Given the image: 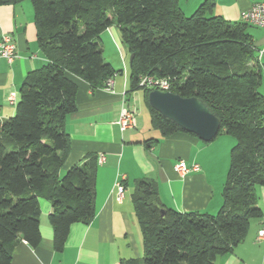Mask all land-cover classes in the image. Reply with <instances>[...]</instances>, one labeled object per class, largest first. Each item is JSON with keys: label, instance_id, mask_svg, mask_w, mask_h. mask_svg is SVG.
I'll return each mask as SVG.
<instances>
[{"label": "trees", "instance_id": "16d2710c", "mask_svg": "<svg viewBox=\"0 0 264 264\" xmlns=\"http://www.w3.org/2000/svg\"><path fill=\"white\" fill-rule=\"evenodd\" d=\"M29 1L46 63L21 85L15 115L0 120V264H11L22 240L33 248L40 244V199L51 205L57 252L72 225L95 216L98 156L62 173L70 152L65 120L77 110L73 77L95 90L118 73L105 62L100 44L113 24L134 55L129 93L143 91L154 130L162 137L197 138L152 109L153 89L139 85L147 76L167 80L168 92L202 100L220 121L217 137L236 141L215 215L166 208L154 180L136 182L132 202L144 256L121 264H215L233 253L251 222L263 219L257 187H264V74L251 25L213 16L209 1L190 16L179 0Z\"/></svg>", "mask_w": 264, "mask_h": 264}, {"label": "crops", "instance_id": "0c3cea01", "mask_svg": "<svg viewBox=\"0 0 264 264\" xmlns=\"http://www.w3.org/2000/svg\"><path fill=\"white\" fill-rule=\"evenodd\" d=\"M206 1L213 3V16L230 22H243L245 11L264 2L179 0V6L184 15L190 16ZM254 28L251 35L257 52L263 51L259 56L261 63L264 61V49H261L264 48V28ZM5 36L15 43L16 51L11 63L0 55V120L15 115L21 85L29 73L46 63L37 43L34 10L29 0L0 5V43ZM100 44L105 62L118 72L113 79V90H93L83 80L73 77L77 84V110L65 120L70 152L62 169L65 173L92 156L105 157L96 171L95 216L88 223L72 225L64 249L57 252L49 223L51 205L40 199L41 242L33 248L26 241H20L11 264H121L142 259L143 236L132 202L136 182L142 179L154 180L160 203L177 212L214 215L222 207L230 149L235 139L221 135L208 145L186 133L162 137L157 130L158 133L152 132L143 91L129 93V53L116 24L103 31ZM11 97L15 98L14 104L9 101ZM125 108L135 112L136 126L122 132L117 121ZM208 150L209 157L203 158ZM180 161L188 166L196 164L200 170L181 177L174 169ZM118 183L124 187L121 198ZM257 193L263 219L250 225L244 242L233 253L218 257L215 264H264V241H258V232L264 228V187Z\"/></svg>", "mask_w": 264, "mask_h": 264}, {"label": "water", "instance_id": "95a60500", "mask_svg": "<svg viewBox=\"0 0 264 264\" xmlns=\"http://www.w3.org/2000/svg\"><path fill=\"white\" fill-rule=\"evenodd\" d=\"M133 59L134 55H130V66ZM148 101L152 109L187 133L194 134L200 141L210 143L217 138L220 121L202 100L182 98L171 92L153 90L148 95ZM160 212L164 217V209H160Z\"/></svg>", "mask_w": 264, "mask_h": 264}, {"label": "built area", "instance_id": "2783aa9c", "mask_svg": "<svg viewBox=\"0 0 264 264\" xmlns=\"http://www.w3.org/2000/svg\"><path fill=\"white\" fill-rule=\"evenodd\" d=\"M243 22L258 28H264V2L257 3L253 5L250 9L245 11L242 15ZM16 45L9 36H5L0 43V55L11 63L15 58ZM263 51H261V55ZM117 76V73L113 77L106 81L105 88L107 91L112 92L113 90V79ZM139 85L141 87L151 88L153 90H160L168 92L170 84L167 80H158L153 77H142L140 78ZM10 103H15V98L11 97L9 99ZM117 124L122 132L129 129H133L136 126V116L135 112L129 111L128 109H123L121 115L117 121ZM105 162V157L100 155L98 157V164L101 165ZM175 172L181 177L187 174L199 171L200 167L198 165L188 166L185 161L178 162L175 167ZM118 195L121 198L124 192V187L121 183H118ZM258 241H264V228L258 232Z\"/></svg>", "mask_w": 264, "mask_h": 264}, {"label": "rangeland", "instance_id": "374dc122", "mask_svg": "<svg viewBox=\"0 0 264 264\" xmlns=\"http://www.w3.org/2000/svg\"><path fill=\"white\" fill-rule=\"evenodd\" d=\"M251 31H255V28L254 27H251V28H249V32H250V34H252V32ZM263 46V45H262ZM261 49H264V48H261ZM258 53V55L259 56H261V51H260V53H259V51L257 52ZM130 54H128V58H127V70L128 71H130ZM261 66H262V68H264V61L263 62H261ZM121 70H124L125 71V69L124 68H122ZM261 92H262V94H264V85H263V87H262V89H261ZM147 111V113H148V117L150 118V112H149V110H146ZM149 118H148V120H149ZM140 119V118H139ZM155 130H152V132H154ZM155 132H157V131H155ZM158 133V132H157ZM208 144V143H207ZM209 145V144H208ZM231 150V149H230ZM204 157H209V150L207 151V152H205L204 154H203V158ZM229 171V170H228ZM260 187L261 186H258L257 187V192L259 191V189H260ZM258 194V193H257ZM259 195V194H258ZM260 196V195H259ZM263 203H264V201H262ZM217 213H218V211H217ZM217 213H215V214H217ZM214 214V215H215ZM258 220H255V221H252L251 222V225H254L255 223L256 224H258V222H257Z\"/></svg>", "mask_w": 264, "mask_h": 264}]
</instances>
